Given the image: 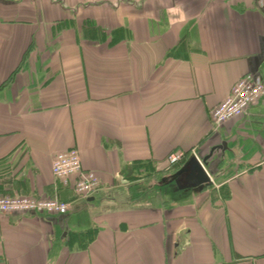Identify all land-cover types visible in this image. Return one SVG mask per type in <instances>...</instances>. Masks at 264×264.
I'll use <instances>...</instances> for the list:
<instances>
[{
  "label": "crops",
  "instance_id": "crops-1",
  "mask_svg": "<svg viewBox=\"0 0 264 264\" xmlns=\"http://www.w3.org/2000/svg\"><path fill=\"white\" fill-rule=\"evenodd\" d=\"M246 73L264 0H0V194L70 203L0 213V264H264V94L210 119ZM70 148L86 199L51 170Z\"/></svg>",
  "mask_w": 264,
  "mask_h": 264
},
{
  "label": "built area",
  "instance_id": "built-area-1",
  "mask_svg": "<svg viewBox=\"0 0 264 264\" xmlns=\"http://www.w3.org/2000/svg\"><path fill=\"white\" fill-rule=\"evenodd\" d=\"M259 74L246 73L231 85L227 96L210 109V119L214 126L243 115L248 107L264 94V82ZM183 158V152L169 153L170 164ZM53 175L64 183L75 176L74 190L79 199H86L100 189V179L95 172L81 167L79 151L76 148L56 152L51 162ZM70 203L54 198L26 195L0 194V213L46 212L63 214L69 211Z\"/></svg>",
  "mask_w": 264,
  "mask_h": 264
},
{
  "label": "water",
  "instance_id": "water-1",
  "mask_svg": "<svg viewBox=\"0 0 264 264\" xmlns=\"http://www.w3.org/2000/svg\"><path fill=\"white\" fill-rule=\"evenodd\" d=\"M219 146L220 145H218V148H219ZM221 146H225V143H221ZM213 148H215V147H213ZM213 148H211V151L212 150H214ZM206 159V158H205ZM204 159V160H205ZM203 160V161H204ZM191 162H192V167H193V169L194 170H196V172H197V174H198V181H200V182H204V181H206L207 180V176L205 175V173H204V170H203V168H202V166H201V164H200V162H198V160L197 159H195V157H193L192 159H191Z\"/></svg>",
  "mask_w": 264,
  "mask_h": 264
}]
</instances>
